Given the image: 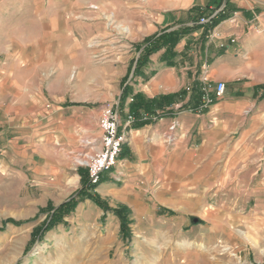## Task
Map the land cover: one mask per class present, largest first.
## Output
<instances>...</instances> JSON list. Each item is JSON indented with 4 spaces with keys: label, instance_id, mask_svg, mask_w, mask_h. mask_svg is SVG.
Segmentation results:
<instances>
[{
    "label": "rangeland",
    "instance_id": "374dc122",
    "mask_svg": "<svg viewBox=\"0 0 264 264\" xmlns=\"http://www.w3.org/2000/svg\"><path fill=\"white\" fill-rule=\"evenodd\" d=\"M176 1L0 0V126L9 128L0 144V264H264V152L235 177L219 170L204 210L185 224L180 216L131 214V237L124 239L119 218L104 220L80 205L32 239L56 203L22 163L12 129L45 118L60 99L94 111L115 104L136 67L135 46ZM203 76L201 87H213Z\"/></svg>",
    "mask_w": 264,
    "mask_h": 264
},
{
    "label": "crops",
    "instance_id": "0c3cea01",
    "mask_svg": "<svg viewBox=\"0 0 264 264\" xmlns=\"http://www.w3.org/2000/svg\"><path fill=\"white\" fill-rule=\"evenodd\" d=\"M198 5H207V14L211 13L205 23L198 20L199 11L194 9ZM218 16L222 20L210 29V20ZM185 27L191 30L176 44L173 64H168L163 47L146 65L136 72L133 68L124 84L129 88L127 98L115 102L126 142L117 165L103 174L95 188L112 209L105 211L90 199L80 200L76 209L82 205L101 219L112 217L118 223L113 208L126 205L134 217L180 216L185 224L187 216L204 210V200L220 183L219 170L232 178L238 175L236 170L240 174L262 159L264 0H220L218 4L216 0H179L159 14L149 35ZM139 45L135 46L137 59L143 49ZM205 65L213 82L226 83L224 97L208 107L202 106L196 93ZM187 86L191 91L180 97ZM139 92L148 98H172L149 123L135 126L129 110L132 95ZM79 103L54 101L45 118L12 129L18 133L22 163L41 179L55 207L77 193L83 175L88 179L85 168H75L73 155L86 137L99 138L101 133L102 107L87 110ZM5 130L9 128L4 126L0 132L1 148Z\"/></svg>",
    "mask_w": 264,
    "mask_h": 264
},
{
    "label": "trees",
    "instance_id": "16d2710c",
    "mask_svg": "<svg viewBox=\"0 0 264 264\" xmlns=\"http://www.w3.org/2000/svg\"><path fill=\"white\" fill-rule=\"evenodd\" d=\"M217 4L220 3V0H216ZM199 17L198 20L200 21L203 17H208L211 13H208V7L204 9H198ZM219 15V14H218ZM223 16L213 17L210 20V24L208 25L209 28L217 25ZM191 29L185 27L178 30L173 31H162L159 35H154L147 37L143 43V49L140 52V55L136 61V67L134 72L137 71L138 68L146 65L151 55L166 47V53L168 52V64H173V59L175 56V46L180 41V39L187 34ZM141 48V47H140ZM185 91H182L179 96H185ZM197 99L199 101L202 100V91L201 85H199L197 91ZM129 94L128 85L124 86L122 95H121V102L127 98ZM172 97L170 96H160L155 98H148L143 93H136L132 95V100L130 102V110L129 116L131 119H134L135 126H142L146 123H149L155 115H157V110L159 108H164ZM201 106V105H199ZM159 115V114H158ZM2 126H0V131H2ZM102 180V179H101ZM82 187L77 191V193L72 196L69 200L63 202L58 207H54L50 209L48 214L47 220L40 225L37 226L33 233L32 239H42L41 237L53 229L54 227L65 223V218L69 216L77 207L80 200L83 199H90L99 207L109 210V206L107 203L102 200L97 194L94 193V190L97 186H93L89 183V179H86L85 176H82ZM115 215L121 221V235L124 239L131 237V229L130 224L133 222L131 218V210L125 206H120L113 210ZM9 222L13 224H20L19 222H15L14 220L10 219ZM40 237V238H39Z\"/></svg>",
    "mask_w": 264,
    "mask_h": 264
},
{
    "label": "built area",
    "instance_id": "2783aa9c",
    "mask_svg": "<svg viewBox=\"0 0 264 264\" xmlns=\"http://www.w3.org/2000/svg\"><path fill=\"white\" fill-rule=\"evenodd\" d=\"M200 21L205 23L208 18L203 17ZM232 41H235V39ZM203 75L205 82L210 81L206 67L203 70ZM187 90L191 91V88ZM201 90L202 106L208 107L216 99L224 97L226 83L219 81L213 87L205 84L201 87ZM212 93L215 94V97L212 96ZM99 128L101 132L99 138L83 140L79 150L74 153L76 155L75 168H85L89 183L93 186H98L103 174L117 165L123 145L126 142V136L120 131L119 103L102 107ZM171 129L174 130L175 125L171 126Z\"/></svg>",
    "mask_w": 264,
    "mask_h": 264
},
{
    "label": "bare ground",
    "instance_id": "6f19581e",
    "mask_svg": "<svg viewBox=\"0 0 264 264\" xmlns=\"http://www.w3.org/2000/svg\"><path fill=\"white\" fill-rule=\"evenodd\" d=\"M94 8H97V7H95V6H93ZM123 30V32H128V30H129V28H124V29H122ZM258 245V244H257Z\"/></svg>",
    "mask_w": 264,
    "mask_h": 264
}]
</instances>
